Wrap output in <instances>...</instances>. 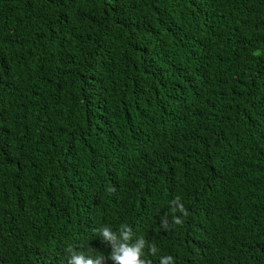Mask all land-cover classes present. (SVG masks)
<instances>
[{
	"label": "trees",
	"instance_id": "16d2710c",
	"mask_svg": "<svg viewBox=\"0 0 264 264\" xmlns=\"http://www.w3.org/2000/svg\"><path fill=\"white\" fill-rule=\"evenodd\" d=\"M121 225L264 264V0H0V264H115Z\"/></svg>",
	"mask_w": 264,
	"mask_h": 264
},
{
	"label": "clouds",
	"instance_id": "9594fccd",
	"mask_svg": "<svg viewBox=\"0 0 264 264\" xmlns=\"http://www.w3.org/2000/svg\"><path fill=\"white\" fill-rule=\"evenodd\" d=\"M171 205L174 213L178 211L183 216L188 215L179 197L171 201ZM182 223L181 216H173L172 224L180 225ZM161 227L166 230L171 227L167 216L161 218ZM97 231L102 237V242L111 245L108 259L114 261L115 264H173V257L171 255H159L155 257L157 253L155 244L148 243L144 237H138L133 241L132 237L134 233L128 225H121L118 233L108 226H103ZM146 247L150 252L148 258H144ZM66 251L68 253V264H101L105 260L103 255L93 257L91 254L86 255L84 252L77 251L71 246ZM174 259L177 262L175 255Z\"/></svg>",
	"mask_w": 264,
	"mask_h": 264
}]
</instances>
